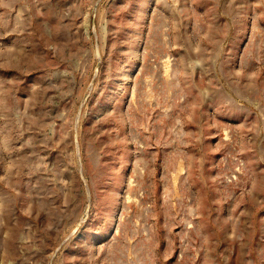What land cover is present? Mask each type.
<instances>
[{"label": "rangeland", "instance_id": "374dc122", "mask_svg": "<svg viewBox=\"0 0 264 264\" xmlns=\"http://www.w3.org/2000/svg\"><path fill=\"white\" fill-rule=\"evenodd\" d=\"M0 264H264V0H0Z\"/></svg>", "mask_w": 264, "mask_h": 264}]
</instances>
